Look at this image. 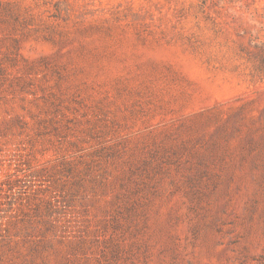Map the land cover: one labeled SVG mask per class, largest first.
I'll return each mask as SVG.
<instances>
[{
  "label": "rangeland",
  "instance_id": "rangeland-1",
  "mask_svg": "<svg viewBox=\"0 0 264 264\" xmlns=\"http://www.w3.org/2000/svg\"><path fill=\"white\" fill-rule=\"evenodd\" d=\"M0 264H264V0H0Z\"/></svg>",
  "mask_w": 264,
  "mask_h": 264
}]
</instances>
